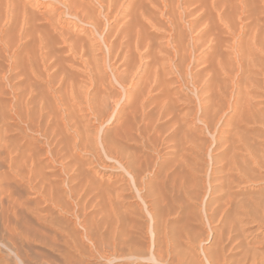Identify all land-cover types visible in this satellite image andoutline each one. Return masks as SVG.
<instances>
[{"label": "rangeland", "instance_id": "374dc122", "mask_svg": "<svg viewBox=\"0 0 264 264\" xmlns=\"http://www.w3.org/2000/svg\"><path fill=\"white\" fill-rule=\"evenodd\" d=\"M5 1L0 264H208V255L219 264H264V180L251 192L243 237L215 240L212 229L219 236L222 224L205 217L215 164L233 158L261 174L241 158L248 148L263 152L264 0H73L72 11L65 0H34L43 8L31 3L33 17L23 19L27 0L16 1L19 12ZM55 87L56 168L52 128L44 138L17 120L19 113L37 121L43 107L46 124ZM35 89L39 100L26 106ZM28 152L36 154L41 196L9 167ZM216 178L214 185L225 181ZM163 248L175 261H153Z\"/></svg>", "mask_w": 264, "mask_h": 264}, {"label": "bare ground", "instance_id": "6f19581e", "mask_svg": "<svg viewBox=\"0 0 264 264\" xmlns=\"http://www.w3.org/2000/svg\"><path fill=\"white\" fill-rule=\"evenodd\" d=\"M17 0H6L5 2L7 3V5H5L6 3H4L5 6L8 7V11L11 9L12 11H16V8L18 7V2H16ZM21 1V0H20ZM34 0H27V3L24 4L22 6V8L20 10H22V16L21 18L23 19V14L24 16L29 14V7H33L32 4H35V6H37L38 8H43L44 6V3L42 2H39V1H35L34 3L32 2ZM53 1H60V0H53ZM81 1V0H80ZM112 2V1H111ZM32 3V4H31ZM63 3H65V6H68V10L71 9L74 10L76 7H75V1L73 0H65ZM113 3V2H112ZM110 3V6L109 8L111 7V4ZM78 4V3H77ZM92 5V4H91ZM93 6V5H92ZM2 7V6H1ZM10 8V9H9ZM20 8V7H19ZM19 8L18 9V12H19ZM74 8V9H73ZM80 8V6H78V9ZM91 8V7H90ZM7 9V8H6ZM34 9V8H32ZM51 9V8H50ZM57 9V8H56ZM55 9V10H56ZM5 10V9H4ZM49 10V9H48ZM54 10V8H53ZM53 11V12H56V11ZM77 10V9H76ZM25 11V13L23 12ZM80 11V10H79ZM43 12V11H42ZM50 12V10H49ZM52 12V10H51ZM75 12V11H74ZM78 12V11H77ZM82 12V11H81ZM10 13V12H9ZM21 13V12H20ZM20 13H19V16H20ZM70 13V12H69ZM16 14V13H15ZM47 14V13H46ZM41 15L43 16V19L45 21H47L49 24L52 23V18L50 17L51 15ZM33 17V14H29V18H31V16ZM41 15H39L38 13L35 14V19H42ZM53 15V13H52ZM57 14L55 13V16ZM71 15H73L72 17H74V13ZM70 15V16H71ZM76 15V13H75ZM39 16V18H38ZM54 16V18H55ZM58 16V15H57ZM13 17V16H12ZM79 17V16H78ZM84 17V16H83ZM114 17V16H113ZM26 18V17H25ZM28 18V17H27ZM77 18V17H76ZM11 18L9 17L8 20H10ZM21 19V20H22ZM34 19V20H35ZM42 19V20H43ZM78 19V18H77ZM79 20V19H78ZM26 19H24L23 22H21V24L23 25V23H25ZM84 21V20H83ZM54 22V20H53ZM28 24V21L25 23V25ZM56 25V23H54ZM60 24V23H59ZM89 24V23H88ZM52 25V24H51ZM75 25V24H73ZM95 26V25H93ZM17 27V26H16ZM23 27V26H22ZM22 27H20L21 29H23ZM92 27V26H91ZM19 28V29H20ZM55 28V27H53ZM75 28V27H74ZM95 28V27H94ZM56 29V28H55ZM59 29V28H57ZM20 31V30H19ZM24 31H25V27H24ZM61 31V30H60ZM16 32V31H15ZM21 32V31H20ZM55 32V31H54ZM5 33V28H1L0 27V41L3 40L2 38V34ZM24 33V32H23ZM92 33V32H91ZM92 35V34H91ZM17 37V36H16ZM39 37V36H38ZM35 40L37 39L34 38ZM33 39V40H34ZM14 41V40H13ZM252 41V40H251ZM256 41V40H255ZM35 41H33L34 43ZM39 42V43H38ZM38 42L36 41L35 43H38L36 45L37 46V52L39 53L40 52V61L42 64H47V55L48 53H45L43 50H45V48H43L45 45H47L43 38L42 37H39V40ZM14 44V43H13ZM254 44V43H253ZM99 45V44H98ZM38 48H39V51H38ZM93 51V50H92ZM3 52V51H2ZM148 52V51H147ZM141 58V57H140ZM15 61V60H14ZM29 64H33V62H31L32 60L29 61V59L27 60ZM143 61V60H142ZM141 62V61H140ZM16 63V62H15ZM139 66V65H138ZM32 73H36V72H32ZM135 75V73H134ZM264 75V74H263ZM37 77V76H35ZM38 78V77H37ZM36 78V79H37ZM133 79V78H132ZM137 81V80H136ZM257 81V80H256ZM139 83V82H138ZM155 83V82H154ZM137 84V83H136ZM52 85V84H51ZM139 86V85H137ZM44 88V87H43ZM48 88V87H47ZM54 88V87H52ZM51 88V89H52ZM57 87H55V89L52 90V95L53 96V99L55 100L54 101V109L53 111H51L52 115L50 114L49 115V120L46 121L47 123L42 125V115L44 117V113L43 111L45 110V108H41L40 110V117H39V120H34L30 117V115L24 117L22 116L21 114L17 113V117L20 122H23L28 128H31V129H34L37 133H39L41 136H43L44 138L48 137V127H51L52 128V135H53V148H52V164L54 166V168H56L57 166V163H58V136H57V128L59 127V123H60V111H59V103L58 101H56L57 99V91L56 90ZM37 91L38 89L36 90H31L30 91V95L26 98V101H25V104L26 106H29L30 104H35L36 105V102L37 100H39L38 98V95L37 94ZM51 91V90H50ZM129 93V92H128ZM57 95V96H56ZM130 96V95H129ZM148 97V96H147ZM239 97V96H238ZM132 98V97H131ZM233 98V97H232ZM58 100V99H57ZM127 101V100H126ZM236 102V101H235ZM234 102V103H235ZM129 103V101H128ZM132 105V104H131ZM126 106V105H125ZM142 108V107H141ZM249 108V107H248ZM252 109V108H250ZM249 113V111H247ZM145 114V113H144ZM244 117V116H243ZM250 118V117H249ZM245 119V118H243ZM247 119V118H246ZM249 121V120H248ZM247 121V122H248ZM246 123V122H245ZM25 126V127H26ZM223 132V131H222ZM264 136V135H262ZM51 137V136H50ZM234 137V136H232ZM237 137L241 138V134L240 136L237 135ZM244 137V136H243ZM237 138V139H238ZM236 139V141H237ZM163 140V139H162ZM234 140V139H233ZM245 140V139H244ZM263 140V139H262ZM0 141H1V134H0ZM231 141V140H230ZM234 142V143H237V142ZM239 141H242L239 139ZM246 141V140H245ZM263 142V141H262ZM241 143V142H239ZM246 143V142H245ZM46 144V143H44ZM229 145V144H228ZM239 146V145H238ZM42 147V146H41ZM263 152H264V144H263ZM229 148V147H228ZM245 148L244 146L241 148L240 147V150ZM247 148V147H246ZM43 149V148H41ZM258 148L256 147H253V148H248V154L249 155L247 158L244 156L243 158H241L242 160H244L243 163H247V161H251L255 166H258V169H261V174H259V176H253L249 173H245L247 171V167L244 168V166H240L239 162L236 161V159L234 160L233 158L230 159V160H227V161H222L220 163L222 164H219L220 166L217 167V164H215L216 166H214V168H212V171H211V175L209 174L210 176V180H209V197H208V193L206 194L207 197H208V202L206 203V218H207V221L208 223L211 225H213L216 221V223H221L222 224V231L220 233V235L218 236V231H215L214 228L212 229V231L215 233L214 236L215 237V240L217 239H222V237L224 236L225 232H227V234H229L228 236V240L232 241L233 238L235 236L237 237H240L242 236L243 237V234L246 232V226L245 224L242 225L244 223L245 218H250L251 217V212L252 209L250 210V207H252L253 205V198L251 199V196H253L251 194L252 191L255 190L256 186L259 185L260 186V183L262 182V180H264V176H263V170H264V153L262 152L261 154H259L260 152L257 150ZM261 151V150H260ZM227 152V151H226ZM245 152V150H244ZM243 154V153H242ZM241 154V155H242ZM240 155V156H241ZM233 156V155H232ZM237 157V156H235ZM239 158V157H238ZM223 160V159H222ZM214 162V161H213ZM250 163V162H249ZM251 164V163H250ZM186 165V164H185ZM252 165V164H251ZM18 166V163L15 161V160H12L11 159V165L9 166L11 170H13L15 173V175H17L16 177L17 178H20L21 181L26 184V186L30 189V191H33L34 190L36 191L37 190V193L39 194V196H41V193H40V190H39V187L37 185V183H34L33 182V176H35L34 173H37V164H36V154H34V152H28L27 156L25 157L23 163H19V166ZM251 168V167H250ZM187 169V168H186ZM253 169V168H252ZM211 170V168H210ZM257 170V169H256ZM190 172H193L190 170ZM253 172V170H252ZM259 172V171H258ZM236 173V174H235ZM156 174V173H155ZM208 174V173H207ZM256 174V173H254ZM217 175H221V177H223L225 179V181H221L219 183V185H214V183H216L217 181V178L216 176ZM240 175V176H239ZM258 175V174H257ZM239 176V177H238ZM21 183V182H20ZM208 183V182H207ZM229 188V191H226V193L222 192V188ZM0 190H2V188H0ZM226 190V189H225ZM228 190V189H227ZM6 192V191H5ZM139 192V191H138ZM204 192V191H203ZM221 192V193H220ZM4 193V191H3ZM255 193V192H254ZM253 193V194H254ZM7 194V193H6ZM1 195V193H0ZM8 195V194H7ZM2 196V195H1ZM6 198V197H5ZM259 198V197H258ZM39 199V198H38ZM261 199V198H260ZM259 199V200H260ZM2 200V198H1ZM7 200V198H6ZM205 201V200H203ZM251 201L252 204H251ZM164 202V201H163ZM194 202V201H193ZM192 202V203H193ZM159 203V202H157ZM9 205V204H8ZM191 205V204H190ZM155 206V205H154ZM158 206V205H157ZM204 206V205H203ZM191 207V206H190ZM161 208V207H160ZM189 208V207H188ZM255 208V207H253ZM5 209V208H3ZM192 209V208H191ZM204 210V209H203ZM8 211V210H7ZM195 211V209H194ZM257 211V209H256ZM263 211V209H262ZM261 211V212H262ZM149 215V214H148ZM153 215V214H152ZM254 215V214H253ZM117 216V215H116ZM151 216V215H150ZM156 217V215H154ZM155 217H152V219ZM254 219V218H253ZM205 220V219H204ZM244 220V221H243ZM248 220V219H247ZM251 220V219H250ZM155 221V220H154ZM219 221V222H218ZM253 221V220H252ZM86 222V221H85ZM155 224H158L155 222ZM186 224V223H185ZM208 224V225H209ZM82 225V224H81ZM248 225V224H247ZM252 226V225H251ZM77 227V226H75ZM155 227V226H154ZM9 228V227H8ZM156 229V228H155ZM152 230H153V227H152ZM11 231V230H10ZM86 231V230H85ZM153 231H156V230H153ZM153 233V232H151ZM154 234V233H153ZM156 234V233H155ZM247 234V233H246ZM11 235V234H10ZM80 236V235H79ZM81 239V238H80ZM224 239V238H223ZM159 240V239H158ZM202 240V239H201ZM219 241V240H217ZM221 241V240H220ZM222 243V242H221ZM156 244V243H155ZM168 245V244H167ZM172 247L171 245H168V248ZM224 247V246H222ZM221 247V248H222ZM225 248V247H224ZM164 249V248H163ZM158 250L156 253H153V261L155 260L157 262V260L161 261V260H165L167 262H170L171 260L175 261V258L172 256V253H171V249L170 250H167L165 251L164 250ZM221 250V249H220ZM223 250V249H222ZM165 251V253H164ZM206 252V251H205ZM209 253V252H207ZM207 257V262L208 264H217L219 262V259L218 257H214V255L212 256H206ZM205 257V258H206ZM152 258V257H151ZM143 259V258H142ZM221 259V258H220ZM150 260V258H149ZM152 260V259H151ZM150 260V262H151ZM134 261V260H133ZM154 261V262H155ZM159 261V263H161ZM176 261L178 262L177 264H184L183 263V260L180 258V257H177ZM170 264H176L175 262H170ZM219 264V263H218Z\"/></svg>", "mask_w": 264, "mask_h": 264}]
</instances>
